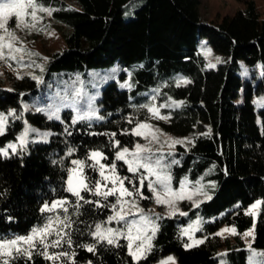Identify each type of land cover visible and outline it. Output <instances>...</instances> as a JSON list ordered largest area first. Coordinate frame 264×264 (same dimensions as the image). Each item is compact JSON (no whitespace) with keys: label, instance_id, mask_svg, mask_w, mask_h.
I'll return each instance as SVG.
<instances>
[{"label":"trees","instance_id":"trees-1","mask_svg":"<svg viewBox=\"0 0 264 264\" xmlns=\"http://www.w3.org/2000/svg\"><path fill=\"white\" fill-rule=\"evenodd\" d=\"M200 1L35 0L53 9V22L64 26L65 42L46 61L39 85L27 86L30 92L24 93L18 83L13 90L0 89V108L14 110L0 144L15 139L26 122L49 128L52 134L46 142L28 141L23 150L20 146L0 155V242L26 237L51 218L53 232L46 243L59 239V229L63 240L48 252L67 255L46 260L37 241L31 259L22 255L11 258L10 264H155L168 255L179 264H217L220 258L227 264H246L242 235L254 225L246 212L258 199L251 246L264 250V18L256 0H244L233 15L205 23L199 17ZM138 2L125 18L124 10L130 12L128 6ZM201 37L226 56L215 68L206 67V57L198 50ZM240 60L248 70L245 77L239 75ZM65 71H77L85 80L97 73L106 80L96 115L73 121L69 111L62 120L22 112L23 99L38 92L51 75ZM155 109L162 115L161 130L183 141L170 152L173 186L184 175L196 179L208 166L215 186L208 200L187 204L185 214L158 213L151 250L146 258L133 261L124 239L109 245L93 235L95 226L111 217L118 194L107 199L93 194L102 177L90 156L99 151V163L114 165L125 185L136 189L143 171H129L117 153L139 142L135 129ZM73 161L82 162L85 183L92 189L81 190L83 200L67 190ZM142 190L151 195L144 185ZM56 201L66 203L53 209ZM45 205L52 210L42 211ZM65 216L71 227L55 223ZM195 218L200 219L203 243L186 247L183 226ZM223 227L234 228L236 234L218 235ZM84 245H94L95 252Z\"/></svg>","mask_w":264,"mask_h":264},{"label":"rangeland","instance_id":"rangeland-1","mask_svg":"<svg viewBox=\"0 0 264 264\" xmlns=\"http://www.w3.org/2000/svg\"><path fill=\"white\" fill-rule=\"evenodd\" d=\"M71 2V1H70ZM131 3L130 12L127 8L124 10V17L128 18L133 14V11L137 6ZM257 9L264 18V0H256ZM244 7V0H201L198 12L199 17L202 22H219L224 16L233 15L237 10ZM32 9H26L29 15H24L23 19L27 23H32V17L30 15ZM38 21L36 22V27L32 29L28 28H18L17 19L15 16L9 18L6 24V29L8 32H12L15 36V41H9L7 38V33L4 29H0V36L5 37V43L11 42L13 47L16 49H21V51L10 53L8 48H4V58L0 59V89L13 90L16 83H18L22 88L24 93L30 92V84L34 86L39 85L41 79L46 74L45 63L48 58L51 57L53 52L60 50L64 46L63 31L64 26L53 22V18L47 12L37 11ZM198 50L203 53L206 57V67L215 68L217 63V58L219 62L226 59V56L213 50L207 43L204 37L198 39ZM206 50H210V54L206 55ZM29 53H37L38 55H30ZM15 56V59H11L10 56ZM209 64L214 65L209 67ZM248 73L246 65L242 60L239 61V75L245 77ZM260 73H264V66H260ZM49 78V77H48ZM106 80L94 73L89 79H84L83 75L77 71L68 73L67 71L62 73H54L51 77L46 80L43 87H38L39 90L36 93L29 94L30 97L22 100V112H42L48 118L62 120L63 113L66 111L71 112V118L73 121L84 119L90 116H94L98 113L97 110V98L100 96L101 88L105 84ZM33 88V87H32ZM23 93V94H24ZM242 100V97H239ZM13 109L3 110L0 108V114L7 117L5 130L9 123V118L14 113ZM12 113V115H9ZM78 117H81L77 119ZM162 115L159 113L158 109H155L152 117L148 120L140 123L139 125H148V128L141 129L137 127L136 131H139L140 138L139 142L134 147H126L120 150L123 152L124 149H128V154L125 155V159H122L125 163L127 160L132 159L131 153L136 152L137 145H140L143 149L139 152L140 163L146 165L145 167H138L137 170H142V176L140 177L139 185L136 189H130L127 187L123 181V188L127 189L132 195L121 196L120 192L118 194L117 202L115 203L114 211L111 217L116 216L117 213H121L124 219H112L109 218L105 223L101 224V230L112 229L114 233L119 235L115 237L116 240L124 239L128 247V236L133 237L140 236H150L152 242L153 238V228L156 229L157 225V214L165 215H175V214H185L188 210L187 204L192 206L198 205L200 202L208 200L212 195V189L215 186V179L211 177L212 170L208 166L202 174H200L196 179L192 180L188 175H184L179 184L173 186V174L171 171L172 160L170 158V152L174 149L175 144L171 142L173 140L182 139L177 135H171L164 133L160 125H158L159 119ZM35 129V131H29L27 133V143L28 141L46 142L49 140L52 131L49 128H42L29 122L25 123L24 129L17 137L13 140H9L5 145L0 144V148L6 149L8 154L13 152L12 149L8 148V144L16 145V149L20 147V137L25 129ZM48 133L47 137L43 134ZM155 137V138H153ZM26 143V144H27ZM16 152V150H15ZM99 152V151H93ZM101 158H99V161ZM159 161V164L157 163ZM74 165V164H73ZM129 168L128 163H126ZM77 169L79 173L80 169L77 165L70 168ZM151 169V171L149 170ZM70 170L67 179L70 175ZM101 172V169H100ZM104 176L108 177L107 180L102 178L100 182L103 190H108L113 187L119 189L121 185L117 182L115 185L112 183L113 177H119L122 179L120 174L113 167H104ZM158 176L163 180L164 177H169L166 181L168 186L173 190V192H180L182 189V194L184 198L174 196L171 193L165 195L164 187L160 182H157ZM74 178V183H75ZM152 184L155 191L149 188V184ZM143 185L151 193L149 195L147 192L142 190ZM134 190H136L134 192ZM136 193V194H135ZM157 196L165 200V203L158 204L156 202ZM172 201L168 203L167 201ZM260 199L252 203L248 208H251ZM135 205V206H133ZM261 207L258 205L256 209H253L255 213L253 216L254 225L258 217V213ZM210 218L209 220H212ZM253 227L245 232L251 233L250 235H242L248 248L246 256V264H264V250L255 249L251 246L252 237L254 233ZM221 228L219 231L222 236H232L230 232H225ZM187 230V231H185ZM200 230V219L195 218L189 221L183 226L182 233L187 238V244L197 245L196 241H200L201 237L198 234ZM141 241L136 240L134 244H139ZM168 257H173L174 264H179L177 258L174 255H168L157 261L155 264H162V262L167 261ZM172 264V262H168ZM217 264H227L225 258H220Z\"/></svg>","mask_w":264,"mask_h":264},{"label":"snow or ice","instance_id":"snow-or-ice-1","mask_svg":"<svg viewBox=\"0 0 264 264\" xmlns=\"http://www.w3.org/2000/svg\"><path fill=\"white\" fill-rule=\"evenodd\" d=\"M31 8L32 11L30 13L32 17V23H27L24 21L23 16L24 15H29V13L26 12V9ZM43 11L47 12L49 15H51L53 9L49 8H43L38 6L35 3V0H0V29H4L5 32L7 33V38L9 41H15V36L12 32H8L6 29V24L8 23V20L10 17L15 16L17 19V27L20 28H28L32 29L36 27V22L38 21L37 17V11ZM5 37L0 36V59L4 58V48H8L10 53L12 52H17L21 51V49H16L13 47V44L11 42L5 43ZM30 55H38L37 53H29ZM206 55L210 54V50H206L205 52ZM11 59H15V56H10ZM217 63H219V58H217ZM214 65L209 64V67H213ZM178 83H180L178 81ZM183 83H188V81H183ZM261 102H258V104ZM178 106V105H177ZM151 110V109H150ZM9 115H12V113H9ZM81 117H78L79 119ZM7 117H5L3 114H0V135H3L5 132V124H6ZM141 129L148 128V125H139L138 126ZM29 131H35V129H25V132L18 137L20 140V145L23 150L24 146L27 143V133ZM136 135H140L141 133L139 131L135 132ZM45 137H47L48 133L43 134ZM207 135V133H205ZM155 138V137H153ZM172 144H179L183 143L181 140H173L171 142ZM8 148L12 149L13 152L16 150V145L14 144H8ZM137 151L131 153L132 159L127 160L126 163L129 165V171L135 172L138 167H145L146 165H143L140 163V155L139 152L142 151L143 149L141 148L140 145L136 146ZM128 154V149H124L123 152L117 153V159H125V155ZM0 155L7 156L8 152L6 149L0 148ZM90 158L95 161L96 164H99V167L101 169V177L104 178L105 180L108 179V177L104 176V165L99 163V158H102V154L100 152H92ZM159 164V161H157ZM175 163V161H173ZM74 165H77V167L80 169L79 173H77V169H72L70 170V175H69V180H68V191L71 192L74 196L78 198V200H83V197L80 195L81 190L83 191H92V189L89 188L88 183H85L86 178L83 176L82 173V162L81 161H73ZM115 169V166L113 165V171ZM151 171V169H149ZM74 178H75V183H74ZM169 179V177H164L163 180L158 176L157 182H160L162 186L164 187L165 190V195L168 193H171L174 196H178L180 198H184L182 194V189H183V184H182V189L180 192H173V190L168 186L166 181ZM117 182L121 185L119 189L113 187L111 189H108L107 191H102V186L99 181L96 182L95 184V190L93 192L94 195H102L105 199H107L108 196L114 195L116 192H120L121 196L125 195H132V193L128 192L127 189L123 188V180L120 179L119 177H113L112 178V183L115 185ZM149 188L153 191L155 189L153 188L152 184H149ZM156 202L158 204L160 203H165L166 201L161 199L160 196H157ZM168 203H171L172 201H167ZM66 201H56L53 202L52 208L56 207H62L63 204H65ZM85 203H91V201H85ZM260 201H257L255 204L251 206L250 209L246 212L248 215H254L255 213L253 212V209H256L258 205H260ZM98 204V202H97ZM99 206V204H98ZM135 206V205H133ZM79 207V205H77ZM42 211H51L47 205ZM67 211V209H65ZM124 219V216L121 215V213H117L116 216L109 217L110 220L112 219ZM57 224H62L64 227H71V223L68 222V217L65 216L63 220L57 219L55 221ZM96 231L93 233L94 237L97 238L98 242L106 240L109 245H115L116 244V239L115 237L118 236V233H114L112 229H106L104 231L101 230V225L97 224L95 226ZM63 229H59L56 231V235L59 237V239H55L51 241V243H46V239L48 236L52 235L53 232V221L49 220V223L46 224L42 228H34L32 230V233L26 237H17L16 239L13 240H6L3 242H0V264H10V259L14 257H20V256H27L28 259L32 258V249H35L36 247V242L38 241L40 245L43 246V251L40 252L41 255L44 256L46 260H59L61 257L66 256L67 254L64 252H60L58 254H49L48 248H56L60 245L61 240H63V236H61V232ZM187 231V230H185ZM225 232H230L231 234H236L234 228H226L224 229ZM155 232V228H153V234ZM220 233H218L219 235ZM251 233H245V235H250ZM64 235H68L65 233ZM128 253L132 257L133 261H140L144 258H146L148 252L151 250V237L150 236H140L137 235L135 237L129 235L128 236ZM140 240L141 242L139 244H134V241ZM69 245L71 244L70 240L65 241ZM195 243H203V241H196ZM17 245H27V247H18ZM192 244H187L186 247H192ZM83 247H86L87 251L89 252H95V246L94 245H84ZM73 256L75 253L72 254ZM261 255H264V253H261ZM70 258V257H69ZM168 262H172L174 264V259L173 257H168L167 261L162 262V264H168Z\"/></svg>","mask_w":264,"mask_h":264}]
</instances>
